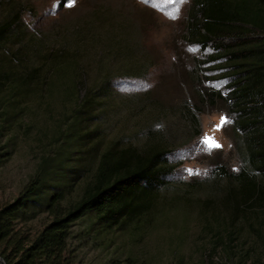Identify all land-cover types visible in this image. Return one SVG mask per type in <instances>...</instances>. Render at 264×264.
Segmentation results:
<instances>
[{"label": "rangeland", "instance_id": "rangeland-1", "mask_svg": "<svg viewBox=\"0 0 264 264\" xmlns=\"http://www.w3.org/2000/svg\"><path fill=\"white\" fill-rule=\"evenodd\" d=\"M190 1L76 0L68 8V0H0V21L18 14L3 44L7 58L22 72L52 71L49 92L21 89L13 101L0 92V146L8 151L0 165L1 203L17 195L43 156L66 146L76 155L62 142L78 110L75 98L89 99L77 119L100 137L96 151L113 141L159 145L173 167L152 211L124 229L97 233L86 217L71 225L68 242L78 264L125 256L147 264H176L179 258L181 264H257L252 257L237 262L249 234L246 242H229L232 253L214 243L216 231L224 235L222 219L228 216L220 202L228 180L224 173L235 172L241 161L227 105L218 96L212 102L199 97L203 90L223 95L228 77L223 60L207 58L211 44L202 49L184 39ZM50 48H61L63 59L51 63ZM2 64L6 69V61ZM80 71L86 88L74 85ZM222 116L226 123L220 126ZM205 137L221 147L204 143Z\"/></svg>", "mask_w": 264, "mask_h": 264}, {"label": "trees", "instance_id": "trees-1", "mask_svg": "<svg viewBox=\"0 0 264 264\" xmlns=\"http://www.w3.org/2000/svg\"><path fill=\"white\" fill-rule=\"evenodd\" d=\"M185 16L186 42L202 49L211 44L207 58L223 60L226 92L203 90L199 97L212 102L218 96L227 105L241 161L235 172H223L228 180L220 202L228 216L222 219L224 235L216 231L214 243L230 253L229 242L234 238L246 242L249 234L252 238L239 247L237 262L252 257L264 264V0H191ZM17 23L16 12L1 19L0 46L12 36ZM7 48L0 52V92L6 91L11 101L20 97L21 89L49 92L52 71L32 67L22 72L15 68V59L7 58ZM63 53L61 48H50L46 56L58 60ZM78 75L74 85L84 87L83 72ZM75 101L78 110L64 128L62 142L72 146L76 155L67 153L66 146L43 156L17 195L0 202L4 264H78L68 242L71 225L86 217L89 228L97 233L124 229L152 211L163 177L173 168L159 145L139 148L113 141L96 151L100 137L82 128L77 119L86 101ZM7 154L0 146V165ZM105 264L147 263L125 256ZM176 264H181L180 258Z\"/></svg>", "mask_w": 264, "mask_h": 264}, {"label": "snow or ice", "instance_id": "snow-or-ice-1", "mask_svg": "<svg viewBox=\"0 0 264 264\" xmlns=\"http://www.w3.org/2000/svg\"><path fill=\"white\" fill-rule=\"evenodd\" d=\"M75 2H76V0H68V2L65 4V7L71 8L75 4ZM183 2H184V0H181V3H183ZM168 15H169V17L171 19H176L177 18V16L174 15L173 13H168ZM225 123H226V118L222 116L221 120H220V126L224 125ZM220 126H217V128L220 127ZM210 140H211V138L205 137L204 143L210 144ZM210 146L211 147H215V148H220L221 147V145L219 143L210 144Z\"/></svg>", "mask_w": 264, "mask_h": 264}, {"label": "water", "instance_id": "water-1", "mask_svg": "<svg viewBox=\"0 0 264 264\" xmlns=\"http://www.w3.org/2000/svg\"><path fill=\"white\" fill-rule=\"evenodd\" d=\"M0 264H4V262L2 261V259H0Z\"/></svg>", "mask_w": 264, "mask_h": 264}]
</instances>
